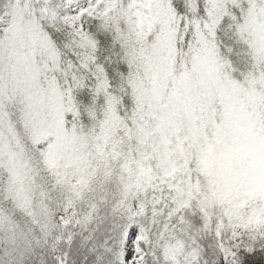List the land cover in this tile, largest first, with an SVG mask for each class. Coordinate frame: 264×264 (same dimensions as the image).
Returning <instances> with one entry per match:
<instances>
[{
	"label": "snow or ice",
	"instance_id": "6c2138e0",
	"mask_svg": "<svg viewBox=\"0 0 264 264\" xmlns=\"http://www.w3.org/2000/svg\"><path fill=\"white\" fill-rule=\"evenodd\" d=\"M0 264H264V0H0Z\"/></svg>",
	"mask_w": 264,
	"mask_h": 264
}]
</instances>
